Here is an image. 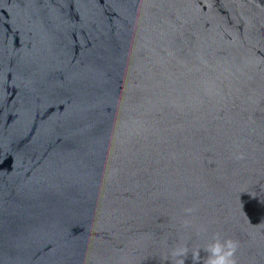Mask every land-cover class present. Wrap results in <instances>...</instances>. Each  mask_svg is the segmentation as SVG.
I'll return each mask as SVG.
<instances>
[{"label":"water","instance_id":"1","mask_svg":"<svg viewBox=\"0 0 264 264\" xmlns=\"http://www.w3.org/2000/svg\"><path fill=\"white\" fill-rule=\"evenodd\" d=\"M214 233L264 264V0H0V264Z\"/></svg>","mask_w":264,"mask_h":264},{"label":"clouds","instance_id":"2","mask_svg":"<svg viewBox=\"0 0 264 264\" xmlns=\"http://www.w3.org/2000/svg\"><path fill=\"white\" fill-rule=\"evenodd\" d=\"M238 158L242 159L243 156L241 155ZM185 211L191 214L194 210L189 208ZM184 226L189 227L190 222L184 221ZM200 231L206 232L207 229L198 230V235ZM238 246V241L222 236L220 233H214L208 242L191 249L192 264H237L236 251ZM201 250L206 253L204 257L200 255ZM189 251L187 242L177 243L162 258L163 262L168 261L169 264H185L189 256Z\"/></svg>","mask_w":264,"mask_h":264}]
</instances>
